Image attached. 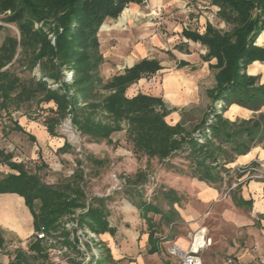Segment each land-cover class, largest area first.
Returning <instances> with one entry per match:
<instances>
[{
  "label": "trees",
  "instance_id": "16d2710c",
  "mask_svg": "<svg viewBox=\"0 0 264 264\" xmlns=\"http://www.w3.org/2000/svg\"><path fill=\"white\" fill-rule=\"evenodd\" d=\"M134 2L142 0H0V30L8 32L0 46V112L11 116L35 101L53 102L56 107L49 109L44 121L52 136H58L56 130L67 117H71L73 125L93 142L113 143V135L125 130L126 140L134 153L146 156L149 161H166L178 151L189 150L193 176L217 183L221 180L220 161L230 163L235 156L244 155L264 143V113L238 122L225 118L224 112L214 111V122L208 126L210 133L203 130L201 137L205 138V143H200L195 136L185 134L181 124L171 126L167 123L170 111L162 98L144 93L132 98L127 96L129 87L162 69L156 59H143L123 74L115 75L104 86L109 94L104 99L97 98L104 82L100 74L104 60L100 49V28L108 19L119 18ZM211 2L220 9L217 16L232 25V29L222 31L208 23L204 33L190 29L183 32L187 39L207 47L205 61L217 59L214 66L218 70L217 85L208 90V95L213 103H223V111L237 104L259 112L264 107V84L259 76L248 74V67L257 61L264 62V48L256 45L264 31V0ZM50 21L63 29L61 33L57 32L55 45L51 44L43 29H35L37 23ZM6 25L15 26L19 34H11ZM16 64L30 77H21L14 70ZM38 67L40 78L33 76ZM64 68L74 70L72 83L65 80ZM50 81L58 87L53 88ZM13 124L11 132L29 134L17 122ZM10 131L5 128L4 136ZM29 137L35 140L33 135L29 134ZM69 146L66 142L63 148ZM13 158L12 153L0 148V164L6 163L17 172L0 182V192L25 198L34 215L36 231L44 228L52 234L59 229L64 218L81 210L76 219L79 227L98 235L116 233L108 220L106 199L94 197L90 200L87 197L83 162H79L78 170L71 178L48 184L44 182L40 169L32 170ZM89 160L98 166L105 165L104 160L93 157ZM146 178L141 171L136 174L134 182L144 184ZM167 194L172 202L177 200L174 191ZM137 207L149 226V253H157L161 238L149 214H162L165 221L170 222L177 217V212L165 213L147 201ZM31 249L41 252V241L35 242ZM106 258L109 263L117 264L110 249H107Z\"/></svg>",
  "mask_w": 264,
  "mask_h": 264
},
{
  "label": "rangeland",
  "instance_id": "374dc122",
  "mask_svg": "<svg viewBox=\"0 0 264 264\" xmlns=\"http://www.w3.org/2000/svg\"><path fill=\"white\" fill-rule=\"evenodd\" d=\"M128 10L133 13V17H129L124 29H120L117 27L119 21ZM217 13L218 9L212 4L211 0H142L140 3H130L119 18L108 19L100 28V49L104 57L100 74L104 82L98 91L97 98L101 100L109 94L104 86L115 75L124 73L127 68L143 59H156L163 64L165 70L154 75L144 76L138 83L133 84L127 95L129 97L138 93L153 95L154 90L163 85V93L172 92L171 90L180 91V89L184 91L186 89L185 85H187L192 91L188 92V96L182 97V99H185L186 104H180L181 99H179V102L176 101L175 107L172 104H168V106H172L177 110H180L183 106L182 111L193 109L191 113L185 114V118L198 122L200 120L204 121L206 125L195 134V137L200 143H205V138L201 137V132L204 130L203 132L210 133L208 126L214 122L216 112H224V117L227 119L230 116L235 118V115L243 113L242 110L241 112L236 110L238 113H235L233 109H229L230 106L226 111H223V103H213L209 97L208 90L215 88L217 85L216 73L218 70L214 68L217 64L216 58H212L206 63L200 62L199 55L205 56L208 53L207 47L206 50L200 45L190 44L192 52L195 53L196 60L199 62L192 64L196 65L195 67L189 68V66L179 63V59L183 57L182 54H185L183 45L187 43L183 37V30L188 28L204 33L208 23L213 24L222 31L232 29V25L222 21ZM6 27L11 29V34H19L15 26L6 25ZM35 29H43L53 45L56 43L57 32L61 33L63 31L53 21L37 23ZM7 35V31L0 30V46ZM14 70L20 73L21 77H30L29 73H22V69L18 64L15 65ZM63 74L67 82H73L75 75L73 69L64 68ZM34 75L38 78L41 77L39 67L33 72ZM69 75L72 76L71 79H68ZM188 78L193 79V81L189 83ZM151 79L152 82H150ZM50 83L53 82L50 81ZM52 87L57 88L58 85L52 84ZM55 107L56 105L53 102L46 104L35 101L29 106L23 107L20 112L11 115L13 119L21 120L24 124L25 122L28 123L25 129L35 137L34 141L29 137V134L11 132L10 129L13 125L10 123L11 116H7L5 112H0V148L12 153L14 161L23 162L32 170L40 169L44 182L48 184H55L60 180L71 178L78 170L79 162H83L81 167L84 169V187L87 197L90 200L94 197L106 199L109 209L108 220L111 226L116 229L113 236L115 239V245L112 246L113 251L108 243L101 240L100 235L91 231V234L86 237L89 241L93 237L96 240L93 243L97 245L94 246L95 250L90 251V244L81 233V230L84 229L79 227L76 221V219L78 220V214L82 213L81 210H78L77 214L72 217L64 218L56 232L47 233L49 239L53 240L52 244L48 241H44L43 244L48 247L52 245L59 251L63 247H69L61 256H66L64 254L68 252L71 261L78 264L83 263L84 260L87 261V257L92 254L102 255L98 264H111L106 258L107 249H110L111 253L114 252L115 248L122 250L121 242L126 240V243L129 244L128 251H130L132 249L130 243L135 244L138 235L147 230L146 223L141 219L137 205L147 201L158 205L164 211H168L170 203L165 193L169 191V185L176 184V178L191 177L193 171L192 157L189 155V150L184 149L178 151L166 161H159L158 159L149 161L146 156L134 153L132 145L126 141L125 130L116 132L113 135V143H107L106 141L93 142L83 136L73 125L71 117L65 118L56 130L59 136L56 139L58 143L64 146L68 142L69 147L63 148L61 146L59 148V144H55V142H48L52 144L43 143L41 146L40 142L44 135L41 136L40 131L42 129L40 128L44 126L45 118L49 115V109ZM243 108L248 110V108ZM234 113L235 115L232 116ZM261 113L264 112L254 111L250 115H245L246 118L238 116L234 120H229L241 122L257 118ZM5 123H7L10 133L3 137L1 127ZM53 140L55 139L53 138ZM91 157L104 160L105 165L98 166L89 160ZM220 163L224 171L226 170L224 169L225 165L229 167V163L223 160ZM256 163L252 165L254 166ZM261 164L263 163L261 162ZM252 165L243 166L251 168ZM259 168L264 171V164ZM141 171L147 175V178L146 180L143 179V181H146L144 184L139 183L138 185L134 181L136 180V174ZM224 174L223 194L218 201L229 199L232 192L239 188L237 182L239 172L237 170ZM250 174L253 178L260 175V173L254 171ZM253 178L247 180L250 181ZM257 180L264 182V179ZM208 212L210 213V210ZM149 215L154 218L159 231L158 236L162 238V241H160L161 250L158 255L149 256V254H146L147 262L149 264H179L183 254L172 250L174 247L172 238L183 235L187 240H190L192 233H186V231L181 228L178 229L179 227L176 228V226L167 227L161 221L160 215L152 213ZM212 226L215 230L212 234L215 236L212 245L203 253L204 264H264V229L260 233V237L259 235L256 237L251 235L250 237L249 234L243 232L244 228L237 230L231 225L221 223H214ZM66 232L69 234L65 235ZM78 235L81 238V244L85 245V249L82 247L84 254L78 252V247L72 240H76L75 237H78ZM49 255L51 256V254ZM42 256L34 257H36L35 259H43L46 264H62L58 259L48 260L47 254ZM127 258H130V256H127ZM68 263L72 264L71 262Z\"/></svg>",
  "mask_w": 264,
  "mask_h": 264
},
{
  "label": "crops",
  "instance_id": "0c3cea01",
  "mask_svg": "<svg viewBox=\"0 0 264 264\" xmlns=\"http://www.w3.org/2000/svg\"><path fill=\"white\" fill-rule=\"evenodd\" d=\"M217 9L218 11L220 10L219 7H217ZM186 30L189 29L187 28ZM183 37L187 43L183 45L185 54H182L183 57L179 59V63L184 62L185 66L187 65V67L189 66V68H193L196 65L192 64H196L199 62H197V57L195 53L192 52L190 44H197L205 49L206 47L200 43L187 39L184 35ZM256 45L264 48V31L258 37ZM203 56L199 55V58L201 60L200 62L206 63ZM160 65L162 66V69L158 73L165 70L163 64L160 63ZM248 74L252 76H259L261 84H264V62L257 61L251 64L248 67ZM191 81H193V79L188 78V82L190 83ZM163 86L159 89L154 90L152 96L162 98L166 105V108L170 111V114L166 117L167 123L171 126L181 124L185 131V134L195 136V134H197L200 129H202L204 121L200 120V122H198L185 118V114L191 113L193 109H186L185 111H182L183 106L180 110H177L172 106H168V104H172L174 106L175 103H177V100L179 102V99H181V101L179 102L180 104H186V101H184L185 99H182V97L188 96V92L192 91L191 88L185 85L186 89L184 91H181L180 89V91L171 90L172 92L163 93ZM132 87L133 85L128 88L127 92H129V89ZM136 95L137 94H132L130 98L135 97ZM229 109H233L235 113L241 112V110L243 112V116L242 114L235 115L234 113L232 116L235 115V118L230 116V120H234L238 116L246 118L245 115H250L254 112L253 110L249 109L245 110L243 107L237 104H233ZM236 110L238 112H236ZM261 111L264 112V107ZM15 112H20V110ZM15 112H13L12 114H14ZM10 118V123L12 124L13 122H17L24 129L26 126H28L27 122H25L24 124L21 120L18 121L17 119H13L12 116ZM6 124L7 123H5V125ZM5 125L1 127L3 137L4 129L6 128V130H9V127ZM13 126L14 124L12 125V127ZM40 129H42L40 131L41 136L44 135L42 136V141L40 142L41 146L43 143L52 144L48 142H55V144H59V148L63 146L60 145L61 143H58V141L56 140L57 138H59V136H52L49 133L45 123L44 126ZM53 138L55 140H53ZM261 162L264 164V143L253 147L248 153L244 155L235 156L233 161L229 163V167L223 165L224 169H226L225 171L222 170V165L220 163L219 169L221 170V180L217 183L200 180L198 177H194L193 174H191V177L179 179L176 178V184L169 185V191L167 193H169L170 191H174L177 200L172 202L167 196L168 194L165 193L166 198L170 203V207L168 208V211H165V213L174 210L177 212V217L173 221L166 222L162 214L151 213L154 215H160L161 221L166 224L167 227L172 228L176 226V228L179 227L178 229L181 228L182 230L186 231V233L193 234L199 229L205 227L208 229L209 236L212 238V241L214 239L213 237L215 236L214 234H212V232L215 231L212 226V224L214 223L231 225L237 228V230H241L244 228L243 232L249 234L250 237L251 235L255 237L259 235L260 237V233L264 229V182L257 180L261 178H253L252 174H250L252 172L250 169L252 167L259 168L261 165H263L261 164ZM253 163H256V165L253 166ZM243 165H252V167L248 168ZM232 170H237L239 172V174H237V182L239 183V188L232 192L231 196H229V199L218 201L221 199V195L223 194L222 187L225 182L224 173H232ZM11 173L17 174V172L15 170H12L8 164H0V182ZM252 178L253 180H247ZM209 210L210 213L208 212ZM138 211L140 212L141 219L146 223L147 230L146 232L142 231L138 235L135 244L132 242L130 243L132 247L130 251H128L129 244L126 243V240H122L121 242L123 247L122 250H118L116 248L114 249L112 255L113 258H115V261H117V264H149L147 262L146 254H149V256H155L158 255L161 250V243H159V252L154 254L149 253V226L146 220L142 217L141 211L139 209ZM150 217L153 219V223L155 225L154 229H157L158 235L159 231L157 228V224L154 218L152 216ZM39 232L40 231H36L35 218L31 209L27 205L25 198L15 193L0 192V264H46L43 259H35L36 257H34L42 256L43 254H47L48 260L51 259V261H53L58 259L62 264H69L68 262H71L70 254L66 252L64 254L66 256H61L63 255L62 253L65 252L69 247H63V251H59L52 245L49 247L47 245L44 246L43 243L45 240H39L37 237ZM113 236L114 235H112L111 233L100 235L101 240L105 243H108V246H110L111 249L112 246L115 245V239L113 238ZM172 239L174 240V247L172 248L174 252L183 254L189 249L190 240H187L183 235L175 236ZM38 241H41V252L31 249L32 245ZM145 250H147V252H145ZM49 254H51V256ZM60 256L62 257L61 259L59 258ZM127 256H130V258H127Z\"/></svg>",
  "mask_w": 264,
  "mask_h": 264
},
{
  "label": "built area",
  "instance_id": "2783aa9c",
  "mask_svg": "<svg viewBox=\"0 0 264 264\" xmlns=\"http://www.w3.org/2000/svg\"><path fill=\"white\" fill-rule=\"evenodd\" d=\"M71 75L68 76V79H71ZM153 80L151 79L150 82ZM251 171L258 172L260 175H257L258 178L264 179V171H261L258 167H252L250 169ZM81 233H83V237L87 242L90 244V251L95 250L94 246L97 245L96 243H93L96 240L92 237V240L89 241L86 236H89L88 234H91L88 230H81ZM39 240H45L49 241L50 244H52V240L49 239L47 232L44 228L40 230V232L37 235ZM76 240L72 239L74 241V244L76 247H78V252L80 254L83 253L82 247L85 249V245H82V241L80 236L75 237ZM90 238V237H89ZM212 245V238L209 236V233L207 231V228H201L197 232L193 233L191 235L190 239V246L189 249L183 253L182 259L179 264H204L203 262V253ZM89 251V250H88ZM102 256V255H101ZM101 256H97L96 254H92L87 257V261L84 260L81 264H98V262L101 260ZM60 261V260H59ZM58 261V262H59Z\"/></svg>",
  "mask_w": 264,
  "mask_h": 264
},
{
  "label": "bare ground",
  "instance_id": "6f19581e",
  "mask_svg": "<svg viewBox=\"0 0 264 264\" xmlns=\"http://www.w3.org/2000/svg\"><path fill=\"white\" fill-rule=\"evenodd\" d=\"M129 17H133V13H131V11L128 10L125 12L124 17L120 19L117 27L120 29H124L125 25L128 22Z\"/></svg>",
  "mask_w": 264,
  "mask_h": 264
}]
</instances>
